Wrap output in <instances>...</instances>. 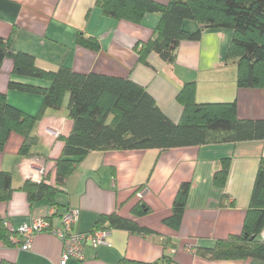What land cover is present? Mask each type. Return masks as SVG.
I'll return each instance as SVG.
<instances>
[{
    "label": "crops",
    "instance_id": "1",
    "mask_svg": "<svg viewBox=\"0 0 264 264\" xmlns=\"http://www.w3.org/2000/svg\"><path fill=\"white\" fill-rule=\"evenodd\" d=\"M157 21V14L146 15L140 24L111 19L95 6V0H0V36L10 38L14 51L31 54L42 69L54 71L65 65L81 73L129 78L145 86L174 122L182 114L176 94L187 82L194 83L197 102L236 100L240 118L264 119V88H238L236 66L226 62L231 29H203L198 40L180 42L174 63L150 53L146 65L138 61L133 47L151 37ZM182 26L190 32L198 29V23L189 19ZM79 34L96 38L100 48L93 51L79 45ZM10 80L41 86H48L49 80L14 74L10 58L0 67V92L10 104L37 115L43 96L10 89ZM70 128L65 98L62 108H47L37 119L34 155L19 154L22 135L12 132L8 137L0 152V170L11 173L15 191L8 201L0 202V216L11 228L42 217H49L57 227L60 216L71 210L77 213L72 231L88 232L99 216L116 213L153 233L112 229L111 246L87 241L83 259H69L66 264H121L122 259L154 262L167 255L171 257L168 264H264L256 258L209 260L194 253L196 246L211 247L217 239L241 232L258 162L264 156L263 140L167 150L92 151L66 180L64 206L51 207L44 200L30 205L18 188L27 179L42 180L44 171L54 182V158L61 152L58 136L67 135ZM223 158H229V172L224 186L218 187L212 177ZM183 182H189L190 189L180 227L175 230L162 220L170 215ZM141 185L146 191L139 198L134 191ZM224 193L229 196L226 204L234 200V206H220ZM141 202L150 212L134 215L132 208ZM61 253V240L47 231L37 233L27 250L0 241V264H58Z\"/></svg>",
    "mask_w": 264,
    "mask_h": 264
},
{
    "label": "trees",
    "instance_id": "2",
    "mask_svg": "<svg viewBox=\"0 0 264 264\" xmlns=\"http://www.w3.org/2000/svg\"><path fill=\"white\" fill-rule=\"evenodd\" d=\"M95 6L106 17L135 24H140L148 14L158 15L151 37L137 41L133 47L138 61L146 65L150 53L172 64L180 42L198 40L206 28H229L233 34L226 62L236 66L237 87L264 88V0H169L167 3L155 0H95ZM186 19L196 21L198 29L193 32L185 30L182 24ZM77 43L93 51L100 48L99 41L92 36L79 34ZM6 58L12 60L14 74L47 79L49 85L15 80L8 82L10 89L43 96L37 115H29L10 104L6 95L0 92V152L10 134L15 132L23 137L19 154L24 157L34 155L33 146L37 137L33 131L37 119L47 108H62L65 98L67 117L71 122L70 132L58 136L61 152L54 158V182L47 179V172L44 171L42 180L35 182L27 179L18 188L26 194L30 205L44 200L51 207L64 206L66 180L92 151L167 150L192 145L264 141V119L240 118L236 100L197 102L193 82L185 83L176 94L182 114L180 120L174 122L145 86L129 78L81 73L65 65L48 71L40 68L31 54L14 51L9 37L0 36V67ZM228 172L229 158H223L220 168L213 174L214 185L223 187ZM189 189V182L179 185L171 213L162 220L172 229L180 227ZM14 191L11 173L0 170V202L8 201ZM228 198V194L224 193L220 206H234V200L226 204ZM149 212V206L142 202L132 208V213L137 216ZM99 228L153 233L152 229L116 213L99 216L92 230ZM262 234L264 156L258 162L241 232L217 239L211 247L196 246L194 253L209 260H264ZM18 240L17 229L5 226V219L0 216V241L11 246L16 245ZM166 245L171 246L169 240H166ZM170 261L171 257L167 255L154 262L122 259L121 264H168Z\"/></svg>",
    "mask_w": 264,
    "mask_h": 264
},
{
    "label": "built area",
    "instance_id": "3",
    "mask_svg": "<svg viewBox=\"0 0 264 264\" xmlns=\"http://www.w3.org/2000/svg\"><path fill=\"white\" fill-rule=\"evenodd\" d=\"M146 187L143 186L136 191V195L142 198ZM77 213L68 210L60 216V225L54 227L49 221V217H42L32 220L29 223H23L17 228L19 240L16 245L23 250L30 248L34 236L42 231H47L57 236L62 242V253L58 264H66L69 259L82 260L84 257V244L90 241L93 245L111 246L109 237L111 234L110 228L93 229L88 232H73L72 225L76 221ZM5 226L11 228L8 221L5 220ZM264 237V234H262ZM15 240L14 237H11ZM16 241V240H15Z\"/></svg>",
    "mask_w": 264,
    "mask_h": 264
},
{
    "label": "rangeland",
    "instance_id": "4",
    "mask_svg": "<svg viewBox=\"0 0 264 264\" xmlns=\"http://www.w3.org/2000/svg\"><path fill=\"white\" fill-rule=\"evenodd\" d=\"M232 34H233V31H232Z\"/></svg>",
    "mask_w": 264,
    "mask_h": 264
}]
</instances>
